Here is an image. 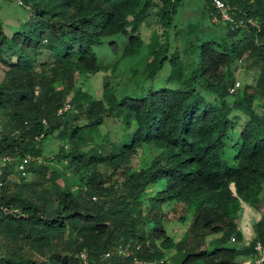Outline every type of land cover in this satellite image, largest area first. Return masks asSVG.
I'll return each instance as SVG.
<instances>
[{"label":"trees","instance_id":"trees-1","mask_svg":"<svg viewBox=\"0 0 264 264\" xmlns=\"http://www.w3.org/2000/svg\"><path fill=\"white\" fill-rule=\"evenodd\" d=\"M184 1L18 0L30 19L10 38L0 22V152L16 159L0 176V264H166L164 252L182 246L179 264H240L253 244L264 246V1L221 0L242 22L236 27L213 23L218 13L202 0L185 33L175 29ZM209 24L225 35L213 36ZM115 35L127 41L121 59L147 50L144 80L155 81L168 63L165 85L120 100L110 77L100 99L78 86L115 72L118 61L102 66L93 50ZM243 59L250 71L237 78ZM107 120H119L109 148L107 136L95 141ZM51 139L60 145L47 157ZM145 151L151 156L139 165ZM22 159L29 177L9 182ZM160 181L161 191L146 194ZM173 204L194 211L178 245L163 228ZM241 204L263 211L247 247ZM205 232L219 237L199 250Z\"/></svg>","mask_w":264,"mask_h":264},{"label":"rangeland","instance_id":"rangeland-1","mask_svg":"<svg viewBox=\"0 0 264 264\" xmlns=\"http://www.w3.org/2000/svg\"><path fill=\"white\" fill-rule=\"evenodd\" d=\"M26 9V10H25ZM21 6L18 0H0V22L3 26V32L6 37L10 38L14 33H16L21 26V23L28 21L30 19V12L28 9ZM203 9L202 0H185L182 7L179 9L178 14L175 18V29H181L184 33L187 32V23L196 22L199 18L201 10ZM208 25V24H206ZM211 25V24H209ZM208 32H212L213 36H224V30L219 31L211 25L209 30L205 28ZM224 29V26L221 27ZM112 43L116 46V52H113ZM127 41L121 35H115L111 37L104 38L101 43L94 47V53L96 58L102 66L109 67L113 63L118 61V66L115 72L107 73L99 72L94 75L85 76V78H79L77 80V85L80 86L84 91L90 93L95 99L101 98L102 92V82L105 77H110L111 85L115 91L116 97L120 100L127 95H138L142 90L156 89L162 85H165L166 79L169 76L170 68L169 64L165 63L163 68L159 71L157 79L155 81L144 80L142 71L144 70L147 62L149 61V56L145 47H143L137 55L127 57L125 59L120 58L123 47L126 45ZM46 56L41 58V61H46ZM239 68L236 71V77L242 73L245 69H249L251 62L243 59L241 64H238ZM6 68L0 65V81ZM250 71V69H249ZM134 72L136 74L134 75ZM224 74V71H222ZM255 111L261 113L262 110L259 107V100L255 102ZM117 127H119V120H107L106 126L101 129L100 133L95 137L96 142H101L107 136L108 139L105 140V147L109 148V142L117 141L119 139V134L116 132ZM116 134V135H115ZM238 132L234 135L235 143L238 141ZM232 137V138H233ZM104 138V139H103ZM103 139V140H102ZM60 143L56 139H51L45 142V156L53 157L58 150ZM233 144L230 143V138L226 141V154L225 160L227 159L231 162L234 156V150L230 148ZM150 153L144 152L143 157L139 160L138 164H144V157L149 158ZM103 173H109L110 170L106 168L99 169ZM70 173L67 172L65 177L69 179ZM71 181V180H70ZM164 182L160 181L154 185L147 187L146 194L150 195L159 192L163 189ZM264 197V191L262 193ZM49 210L52 211L56 207L54 199L48 205ZM242 211L239 213L238 226L246 228L250 233L252 231V224L260 218L262 210L259 212L248 205L241 204ZM263 209V207H262ZM194 211L185 208L182 204H173L170 207L164 208L163 215V228L167 237L178 245L185 236V233L189 231L192 217ZM219 235H213L208 232L204 234V245L199 248V250H209L208 242L217 239ZM186 243V242H185ZM181 245V244H180ZM2 249V244L0 243V251ZM182 248H172L164 252V259L166 264H179Z\"/></svg>","mask_w":264,"mask_h":264},{"label":"built area","instance_id":"built-area-1","mask_svg":"<svg viewBox=\"0 0 264 264\" xmlns=\"http://www.w3.org/2000/svg\"><path fill=\"white\" fill-rule=\"evenodd\" d=\"M264 1V0H263ZM211 3L214 7V9L217 11L218 16L213 17L212 22L216 24H230V25H235L240 26L242 22H237L234 20L233 16L229 13L228 8L224 5V3L221 0H211ZM240 83L235 82V84L229 89V94H234L237 89H239ZM69 109V105L65 104L62 109L58 111V114H61L63 111H66ZM43 125H46L45 121H42ZM13 162H16V159H13L11 156L2 154L0 152V176L3 174L4 169H6L9 165H11ZM28 163V159H22L20 161H17L15 167H14V172L9 173L7 175V179L11 183H15L18 181V176L22 178H28V174L26 172V165ZM6 171V170H5ZM0 186H2V183L0 182ZM243 243L242 245L244 246H249L250 242L253 238V234H248L245 235L243 233ZM231 243H235V239L231 238L230 240ZM138 249V248H137ZM125 253V252H124ZM252 256L248 257L240 262V264H264V246L257 242L252 245ZM108 256V255H106ZM80 258L84 259L85 255L80 254ZM162 263V262H160ZM133 264H153V263H145L139 260L134 259Z\"/></svg>","mask_w":264,"mask_h":264},{"label":"crops","instance_id":"crops-1","mask_svg":"<svg viewBox=\"0 0 264 264\" xmlns=\"http://www.w3.org/2000/svg\"><path fill=\"white\" fill-rule=\"evenodd\" d=\"M240 229H241L242 233H244L245 235H248V234H249V233H247V232H249V230L246 231V230H247L246 228H244V227H240ZM250 233H253V232L251 231V229H250Z\"/></svg>","mask_w":264,"mask_h":264}]
</instances>
